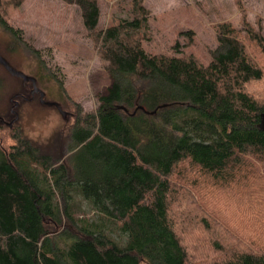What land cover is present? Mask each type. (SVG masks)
Returning a JSON list of instances; mask_svg holds the SVG:
<instances>
[{
	"label": "trees",
	"instance_id": "16d2710c",
	"mask_svg": "<svg viewBox=\"0 0 264 264\" xmlns=\"http://www.w3.org/2000/svg\"><path fill=\"white\" fill-rule=\"evenodd\" d=\"M24 1L0 0V27L16 41L9 14ZM63 1L80 8L111 85L96 109L77 108L61 149L44 150L15 125L14 144L0 145V264H264V224L211 261L193 262L179 217L216 226L206 198L199 206L175 184L233 195L240 212L264 206V95L249 90L264 80L263 27L247 18L218 24L204 64L179 42L170 55L145 49L144 0L106 28L99 0ZM178 201L186 215L174 212Z\"/></svg>",
	"mask_w": 264,
	"mask_h": 264
},
{
	"label": "rangeland",
	"instance_id": "374dc122",
	"mask_svg": "<svg viewBox=\"0 0 264 264\" xmlns=\"http://www.w3.org/2000/svg\"><path fill=\"white\" fill-rule=\"evenodd\" d=\"M99 1L101 28L133 16L134 0ZM144 5L150 12L147 33L150 39L143 45L153 54L170 55L172 47L179 42L185 53L194 54L208 64L211 51L218 46V24L232 22L240 26L241 20L247 18L264 31V0H144ZM9 22L20 32L22 41H16L0 27V55L15 69L36 78L38 87L45 93V101L59 104L60 109L42 103L38 94L33 97L32 83L12 76L0 64V145L14 144L12 126L15 125L44 150L61 149L59 143L65 141L74 125L77 108L96 109L98 98L107 93L111 79L106 65L100 60L84 26L82 12L75 4L63 0H25L9 14ZM187 31L194 32L193 41L191 35L185 34ZM28 45L40 52L41 60L50 68L48 71L63 82L66 95L56 78L48 77ZM260 63L264 67L263 58ZM249 90L264 95V80L253 83ZM175 184L188 201L193 199L203 207L198 199L202 196L213 210L208 208L207 212L201 207L216 226L207 230L186 215L190 207L185 203L178 201L172 207L177 215H186L177 222L193 262L211 261L240 238L253 235L257 225L264 224V206H248L245 212H240L233 195L230 200V196L219 191L211 193L210 189L195 190L186 183ZM211 194L216 195L213 200L208 197ZM238 202L245 204L243 199ZM260 236L264 239V234Z\"/></svg>",
	"mask_w": 264,
	"mask_h": 264
},
{
	"label": "water",
	"instance_id": "95a60500",
	"mask_svg": "<svg viewBox=\"0 0 264 264\" xmlns=\"http://www.w3.org/2000/svg\"><path fill=\"white\" fill-rule=\"evenodd\" d=\"M0 64L5 67V69L14 77H18L23 80L24 83H32L33 90L32 94L40 93V99L41 102L46 104V105H54L57 108L60 109L59 104H54V103H48L45 101V93L38 87L37 85V79L31 76H27L24 73L20 72L19 70L15 69L4 57L0 55ZM64 113V112H62ZM259 127L262 131H264V114L261 115V121L259 124Z\"/></svg>",
	"mask_w": 264,
	"mask_h": 264
},
{
	"label": "flooded vegetation",
	"instance_id": "af4514ba",
	"mask_svg": "<svg viewBox=\"0 0 264 264\" xmlns=\"http://www.w3.org/2000/svg\"><path fill=\"white\" fill-rule=\"evenodd\" d=\"M37 94L40 95V93H36V94L33 95V97H35Z\"/></svg>",
	"mask_w": 264,
	"mask_h": 264
}]
</instances>
